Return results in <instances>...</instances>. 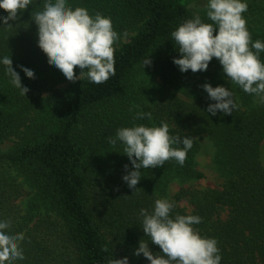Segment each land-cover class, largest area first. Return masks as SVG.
Returning a JSON list of instances; mask_svg holds the SVG:
<instances>
[{
	"label": "trees",
	"instance_id": "obj_1",
	"mask_svg": "<svg viewBox=\"0 0 264 264\" xmlns=\"http://www.w3.org/2000/svg\"><path fill=\"white\" fill-rule=\"evenodd\" d=\"M44 2L33 0L9 21L11 26L0 20V144L19 138L11 149L0 150V221L11 220L12 234L24 233L25 258L12 264H109L125 256L129 264H150L143 254L134 255L141 239L162 254L145 236L140 210L152 212L162 198L174 203L172 218H202L194 228L217 240L220 264H264V104L230 82L215 57L206 71L196 73L181 72L173 63L181 54L171 33L195 16L188 1L67 0L93 16L110 17L118 42L128 40L115 48L116 73L109 80L94 84L83 77L63 89L57 86L67 79L48 64L32 19ZM257 9L242 15L252 41L264 43V8ZM3 16L7 12L0 8ZM5 56L29 89L26 95L6 75ZM148 57L152 63L143 68ZM259 58L264 63V51ZM20 65L33 70L35 78ZM80 71L75 69L77 75ZM205 83L229 88L237 105L231 114L207 112L215 101ZM141 111L152 119H134ZM162 122L170 135L192 137L193 146L183 166L169 160L141 169L133 192L122 179L125 164L133 170L124 145H112L108 138L122 127ZM194 135H205L212 145L213 167L223 177L217 187L193 185L203 177L196 168L200 143ZM174 183L179 189L169 196ZM27 194L23 209L17 200Z\"/></svg>",
	"mask_w": 264,
	"mask_h": 264
},
{
	"label": "clouds",
	"instance_id": "obj_2",
	"mask_svg": "<svg viewBox=\"0 0 264 264\" xmlns=\"http://www.w3.org/2000/svg\"><path fill=\"white\" fill-rule=\"evenodd\" d=\"M32 3L33 0H0V8L7 12V16L0 17L3 25L11 26L9 21L17 20L18 13ZM247 10L245 0H209L206 14L213 23L202 22L201 16L195 14L172 31L171 36L181 54L173 58V63L181 72L191 70L196 73L206 71L215 57L230 82L248 94H255L258 102L264 104V63L259 58L264 43L252 41L246 18L242 15ZM32 19L38 26V46L46 54L48 64L55 66L68 81L86 77L94 84H103L115 75V44L120 36L110 17L100 12L93 16L86 7L73 8L67 0H55L54 3L45 0L43 10L36 12ZM2 63L11 83L26 95L29 89L22 86L11 57H3ZM151 63L148 57L143 68ZM20 67L28 78H35L33 70ZM77 67L81 70L79 75L75 72ZM202 87L209 99L215 101L207 108L211 115L215 116L218 111L228 115L237 107L229 88L213 87L210 83ZM145 117L152 119L150 112L142 111L137 112L134 119ZM108 140L112 145L117 141L124 145L123 154L131 161L133 170L128 171L125 164L126 174L122 179L133 192L142 177L141 169L161 167L169 160L183 166L187 152L193 146L192 137L170 135L169 125L163 122L160 126L122 127ZM174 207V203L162 198L155 201L152 212L145 208L140 210L143 232L152 244L159 246L162 254H154L149 249V242L141 239L134 255L143 254L150 264H220L217 240L201 236L194 228L202 218L191 214H177L172 218L170 213ZM11 226V220L0 221V264H12L25 258L20 247L24 233L12 234ZM109 264H129L128 257L114 258Z\"/></svg>",
	"mask_w": 264,
	"mask_h": 264
},
{
	"label": "rangeland",
	"instance_id": "obj_3",
	"mask_svg": "<svg viewBox=\"0 0 264 264\" xmlns=\"http://www.w3.org/2000/svg\"><path fill=\"white\" fill-rule=\"evenodd\" d=\"M187 1H188V7L193 13L204 15L207 17L206 14L207 4L209 0H187ZM245 2L248 4L247 12H249V9L255 11L257 7H258L257 10L264 8V0H245ZM244 17L247 19L246 16ZM132 34L134 33L133 32L129 33V36ZM127 40H128L127 36L121 37L120 42H125ZM120 42H117L115 44V48L118 46ZM70 83L73 82L67 80L59 84L57 88L63 89L67 87ZM18 139H19L18 137H12L6 140L5 142L1 143L0 150L11 149ZM194 139H197L198 142L200 143V147L196 154L195 161H196V168L203 173V177L193 182V185L196 186L197 188L219 186L223 181V177L213 167V163H212L213 149L210 141L206 138L205 135H194ZM261 153L264 156V142L261 145ZM178 189H179V185L177 183L172 184L169 188V196H172ZM28 194L20 197L17 200V203L23 209L27 207V203L29 201ZM180 205L186 207L187 209L189 208V205L186 201H181Z\"/></svg>",
	"mask_w": 264,
	"mask_h": 264
}]
</instances>
